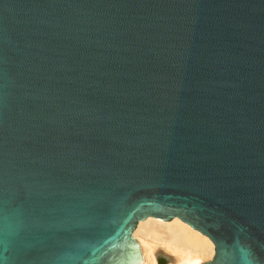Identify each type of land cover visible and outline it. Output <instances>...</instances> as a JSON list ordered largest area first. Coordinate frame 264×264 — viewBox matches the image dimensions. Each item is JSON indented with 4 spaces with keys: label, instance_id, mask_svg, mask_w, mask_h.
Wrapping results in <instances>:
<instances>
[{
    "label": "water",
    "instance_id": "1",
    "mask_svg": "<svg viewBox=\"0 0 264 264\" xmlns=\"http://www.w3.org/2000/svg\"><path fill=\"white\" fill-rule=\"evenodd\" d=\"M149 216L264 264V0H0V264H137Z\"/></svg>",
    "mask_w": 264,
    "mask_h": 264
},
{
    "label": "bare ground",
    "instance_id": "2",
    "mask_svg": "<svg viewBox=\"0 0 264 264\" xmlns=\"http://www.w3.org/2000/svg\"><path fill=\"white\" fill-rule=\"evenodd\" d=\"M132 236L141 256L137 264H158L159 249L174 255V264H202L214 253V245L207 236L177 217L162 221L149 216L137 223Z\"/></svg>",
    "mask_w": 264,
    "mask_h": 264
},
{
    "label": "rangeland",
    "instance_id": "3",
    "mask_svg": "<svg viewBox=\"0 0 264 264\" xmlns=\"http://www.w3.org/2000/svg\"><path fill=\"white\" fill-rule=\"evenodd\" d=\"M157 263L158 260L162 261L163 263L167 264H174V255L170 254L169 252L164 251L163 249H159L156 254Z\"/></svg>",
    "mask_w": 264,
    "mask_h": 264
},
{
    "label": "trees",
    "instance_id": "4",
    "mask_svg": "<svg viewBox=\"0 0 264 264\" xmlns=\"http://www.w3.org/2000/svg\"><path fill=\"white\" fill-rule=\"evenodd\" d=\"M158 264H164L162 261L158 260Z\"/></svg>",
    "mask_w": 264,
    "mask_h": 264
}]
</instances>
